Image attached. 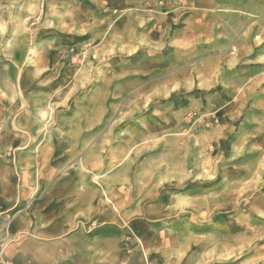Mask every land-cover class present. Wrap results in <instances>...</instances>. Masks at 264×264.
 <instances>
[{
	"label": "rangeland",
	"instance_id": "374dc122",
	"mask_svg": "<svg viewBox=\"0 0 264 264\" xmlns=\"http://www.w3.org/2000/svg\"><path fill=\"white\" fill-rule=\"evenodd\" d=\"M264 0H0V264H264Z\"/></svg>",
	"mask_w": 264,
	"mask_h": 264
},
{
	"label": "bare ground",
	"instance_id": "6f19581e",
	"mask_svg": "<svg viewBox=\"0 0 264 264\" xmlns=\"http://www.w3.org/2000/svg\"><path fill=\"white\" fill-rule=\"evenodd\" d=\"M264 14V13H263Z\"/></svg>",
	"mask_w": 264,
	"mask_h": 264
}]
</instances>
